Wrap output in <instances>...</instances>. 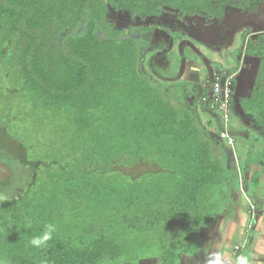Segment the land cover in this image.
Here are the masks:
<instances>
[{
    "label": "trees",
    "instance_id": "trees-1",
    "mask_svg": "<svg viewBox=\"0 0 264 264\" xmlns=\"http://www.w3.org/2000/svg\"><path fill=\"white\" fill-rule=\"evenodd\" d=\"M247 5L0 0V196L7 197L0 200V258L136 264L147 253L160 264H176L192 232L216 225L243 187L250 197L260 172L247 177L248 167L264 168V150L250 149L237 169L218 137L222 126L203 127L196 104L187 100L198 96L203 114L216 112L208 102L210 80L185 92L155 82L146 66L157 52L148 59L145 52L159 30L141 25L161 15L179 18L163 6L220 21L230 8L246 11ZM118 16L137 26L116 29L111 22ZM258 38L261 76L240 104L264 131V35ZM14 110L23 113L11 126ZM31 123L40 136H27ZM16 168L30 175L14 178ZM49 222L58 232L47 247L33 248L29 240Z\"/></svg>",
    "mask_w": 264,
    "mask_h": 264
},
{
    "label": "crops",
    "instance_id": "crops-1",
    "mask_svg": "<svg viewBox=\"0 0 264 264\" xmlns=\"http://www.w3.org/2000/svg\"><path fill=\"white\" fill-rule=\"evenodd\" d=\"M246 9V13L256 14L253 26H251L252 22L250 23L251 29L249 26L241 27V24H237L239 27L237 26L236 28H232V24L227 25L229 20H234L238 11H242L239 7L230 8V10L226 12L227 16L223 17L220 21L215 19L216 21L207 22L204 25L203 22L186 23V25H195L194 27L197 29L196 31H198V34L202 31L203 39L202 41L201 39L199 40V48L194 41L190 42L187 40V35L181 33L184 37L180 39L178 36L179 32L175 31V37L180 40L186 39L184 40V44L190 46L191 51L187 50V53H185L184 44L182 45V43H179L178 51L179 53L182 51L183 56L181 55L182 57L177 58V68L169 74H164L162 79L165 81L162 80L160 82V84L163 85L180 86L185 92L190 91L192 87L194 89H199L206 80L211 78V73L216 68L221 67L228 72H233L240 68L235 78L230 81L229 88L232 94L231 134L235 136L238 145L237 157L240 156V158H242L240 160L242 163L245 162L248 156L247 154L246 158L244 157V152L246 150L249 151L255 147L264 150V131L257 127V121L254 117L246 115V113L242 111L243 108L240 104V98L246 96L247 92L255 87L262 69L261 66H263L261 64L263 56L260 57L256 54V51L259 52L256 43L259 44L258 37L260 34L264 35V0H250V5H247ZM228 16L231 17V19H227ZM255 30L261 31L255 32ZM245 31L248 32H246L247 36L243 43L241 35ZM248 40L249 45L247 44ZM201 45L203 47L215 48L216 54L213 59L206 53H204L205 56L203 55V57L198 56ZM249 47L250 53L248 52ZM149 49H154V51L157 52L155 48H151V46ZM164 49L166 50V48ZM159 54L163 55V58H161V62L163 63L167 61V58L170 56L169 54L167 55V52L165 54L160 50L154 58L156 63L158 62L156 57H158ZM145 62L146 60L144 63ZM163 63L161 64L163 65ZM171 66L172 65L169 67ZM162 75L163 73L161 76ZM194 103L196 104L197 110V108H199L198 96ZM199 111L200 109L197 110V113L203 127H208L212 130L215 126H222L217 112L207 111L206 114H203L201 111L200 114ZM207 122L210 123V127L207 125ZM259 132L262 133L258 134ZM254 138L257 139L254 140ZM229 154L231 155V153ZM261 168L260 166L257 168L256 165H250L248 167L247 177L252 172H261ZM260 178H262V176H260ZM260 178L259 186L255 189L250 188L248 190L250 191V194L248 193L250 197L241 189L242 192L240 191L237 196L226 205L221 215L217 217L216 225L213 224L212 227L205 225L198 231L191 233L192 243L190 248L186 250L185 254H183L176 264H208V261L214 258L215 254L218 252L224 254V264H236V258L245 253L246 255L249 253L254 254L255 264H264V194L262 195L263 191L260 190L262 186ZM245 204L246 206L251 205L255 207L256 210L258 209L256 218V226H258V228L251 230V232L253 231L252 234L247 225L249 220V207L245 209ZM243 208L246 210V213H244ZM247 215L248 218L246 217ZM250 221H252V219ZM136 264L160 263L156 259L143 257Z\"/></svg>",
    "mask_w": 264,
    "mask_h": 264
},
{
    "label": "rangeland",
    "instance_id": "rangeland-1",
    "mask_svg": "<svg viewBox=\"0 0 264 264\" xmlns=\"http://www.w3.org/2000/svg\"><path fill=\"white\" fill-rule=\"evenodd\" d=\"M209 11H210V13L212 12L211 10H209ZM209 11H204V12L205 13H208ZM244 12L245 11H240V12L238 11V14L234 18V20L233 21H230L229 20V22H227V25H229V24L231 25L232 24L233 25L232 28H234V27L236 28L237 26L239 27V25H237V24H241L242 25L241 27L249 26L250 29H251V26H253L254 20L256 19V17H255L256 14L255 13H248V12L247 13L246 12L244 13ZM225 16H227V14L226 15H223V17H225ZM176 19L173 18V17L161 15V16L156 17V18L148 19L147 22H144L143 24H141L142 26L143 25H147L148 23H154L155 24V27L154 28L156 30H159V31L153 32L152 35H151V37H150L151 48H155V50L157 52L160 51L161 48H166L165 51L168 52V54L170 55L167 58V61H164V63L161 62V58H163V55L162 54H159V56L156 57V59L158 61L157 63L155 62V60L153 58V61L150 62V63L148 62V65L147 66H146L145 63H144L145 65H143L145 72H146V67H148V68L150 67V69L153 70V71L151 70L150 73H148V71L146 73L148 75H151L152 78L155 79L154 81L157 82V83H160L162 80L165 81L164 79H162L163 76H164V74H169L170 72H173L175 70V68H177V62H176L177 58L183 56V52L182 51H180L181 54L179 53V51H178L179 50V47L178 46H179V43H182V45H183L184 44V40H186V39L180 40L179 38H176L175 37V31L187 35V37H188L187 40L190 41V42H193L194 41L196 43V45L198 46V48L200 46L199 40L201 39V41H202V39H203V36H202L203 33H202V31H200L199 34H198V31H196L197 29H195V27H194L195 25H193V26L192 25H186V22H184L183 20H181L179 18H176ZM227 19H231V17L228 16ZM209 20L210 21H216L215 19H209ZM251 22H252V25L250 26V23ZM111 23L114 24L115 27H116V29H118V30H126L129 26L136 25L133 22H129L128 19L126 20V19L122 18V16L116 17V19L113 22H111ZM204 34H205V32H204ZM152 36H155V38H152ZM145 37L148 38V35H146ZM183 47L185 49V53H187V50L188 51H191L190 50V46H186L184 44ZM201 49L199 50L200 53H198V56H200V57L201 56L203 57V55L205 56L204 53H206L207 55H210L211 58L213 59V57L216 54L215 48L205 47V46L203 47L201 45ZM152 51H154V49L153 50L149 49V50H147L145 52L146 59H148V56H149V54ZM165 51H162V52H164L166 54ZM220 62H222V61H220ZM161 63H163V65ZM167 64H168V66H167ZM170 65H172V66L169 67ZM157 70L158 71L160 70L161 72L158 73ZM162 73H163V75L161 76ZM197 110H199V108H197ZM199 112L201 114V111H199ZM22 113L23 112H19L17 110L11 111V113H10V119H11L10 120V125L11 126L15 122H17L18 115L19 114H22ZM29 125H30V127H29V132H28L27 136H40V134L38 132V128L34 127V125H32V123L29 124ZM21 128H23V127H21ZM24 128H26V125H24ZM252 130H254V129H252ZM261 133L262 132H259L258 134H261ZM256 136H257V134H256ZM258 136H260V135H258ZM256 139L257 138H254V140H256ZM235 145H236V148H237V146H238L237 145V142H235ZM237 150H238V148H237ZM253 150H256L257 151V150H261V149L258 148V147H255V148H253ZM248 152H249L248 150H246L244 152V155H245L244 157L245 158H246ZM229 156H230V154H229ZM241 157H242V155H241ZM241 159L242 158H240V156H238V161L241 160ZM256 167L258 168L257 165H256ZM260 171H261L260 172V176H262V178H260V182H262V186H261L260 190L264 192V168L262 167L260 169ZM22 173L23 172L20 171V168H16L13 177L14 178H18L20 174L21 175H28V173H25V172L23 174ZM28 176H24V177H27V179H28ZM244 189L245 188L243 187L242 190L245 191ZM263 192H262V195L264 194ZM220 201L223 202V200H220ZM246 207L247 208L249 207L248 208V210H249V220L247 222V225H248V227L250 229L249 231L251 232V230H254V228H258V226H256V218H257V210L258 209L256 210L255 207H253L251 205H249V206L247 205L246 206V204H245V207L244 208L246 209ZM245 209H244V213H246V210ZM248 210H247V212H248ZM246 217L248 218V215ZM251 219H252V221H250ZM252 233H253V231L251 232V234ZM148 248H150V247H147V249ZM148 250H150V249H148ZM147 255H148L147 253H142L141 255L138 256V257H140L139 260H141L143 257H149ZM244 255H246V253Z\"/></svg>",
    "mask_w": 264,
    "mask_h": 264
},
{
    "label": "built area",
    "instance_id": "built-area-1",
    "mask_svg": "<svg viewBox=\"0 0 264 264\" xmlns=\"http://www.w3.org/2000/svg\"><path fill=\"white\" fill-rule=\"evenodd\" d=\"M240 68L233 72H228L224 68H216L211 73L210 89L208 90V102L212 108L219 114L222 123V129L219 132V139L226 142L229 147V153L233 156L237 169L239 170V161L235 140L230 132V121L232 113V94L229 83L238 74ZM238 249V248H237Z\"/></svg>",
    "mask_w": 264,
    "mask_h": 264
},
{
    "label": "clouds",
    "instance_id": "clouds-1",
    "mask_svg": "<svg viewBox=\"0 0 264 264\" xmlns=\"http://www.w3.org/2000/svg\"><path fill=\"white\" fill-rule=\"evenodd\" d=\"M7 199V197L0 196V200ZM14 225V224H12ZM10 225V227H12ZM30 226V222H29ZM58 232V226L55 223H46L44 225L43 230L31 237L29 240V244L33 248H45L48 246L49 242L53 240L54 235ZM223 253H216L214 258L208 261V264H224ZM0 264H8V262L2 258H0ZM236 264H255V256L252 253L247 255H241L236 258Z\"/></svg>",
    "mask_w": 264,
    "mask_h": 264
},
{
    "label": "water",
    "instance_id": "water-1",
    "mask_svg": "<svg viewBox=\"0 0 264 264\" xmlns=\"http://www.w3.org/2000/svg\"><path fill=\"white\" fill-rule=\"evenodd\" d=\"M162 10L164 12H167V13H170V14H174L175 16H178L179 18H183L184 21L186 23H195V22H204L205 20V17L203 16H199V15H187V14H184L180 9L178 8H172V7H169V6H163L162 7ZM128 17V15L126 16ZM137 20H140L141 18L139 16L136 17ZM196 97L195 96H190L189 98H187L189 104L191 107H194V101H195ZM214 137V136H212Z\"/></svg>",
    "mask_w": 264,
    "mask_h": 264
},
{
    "label": "flooded vegetation",
    "instance_id": "flooded-vegetation-1",
    "mask_svg": "<svg viewBox=\"0 0 264 264\" xmlns=\"http://www.w3.org/2000/svg\"><path fill=\"white\" fill-rule=\"evenodd\" d=\"M206 19V18H205ZM177 20V19H176ZM207 22H213V21H210L209 19L208 20H205L204 22H203V25L204 24H206Z\"/></svg>",
    "mask_w": 264,
    "mask_h": 264
}]
</instances>
